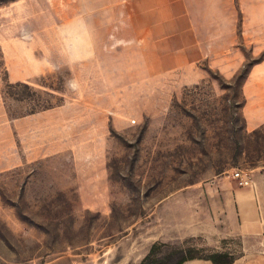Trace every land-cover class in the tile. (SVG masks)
Wrapping results in <instances>:
<instances>
[{
	"label": "rangeland",
	"instance_id": "374dc122",
	"mask_svg": "<svg viewBox=\"0 0 264 264\" xmlns=\"http://www.w3.org/2000/svg\"><path fill=\"white\" fill-rule=\"evenodd\" d=\"M97 2L0 0V264L241 255L239 238L180 235L192 192L264 176V122L244 116L264 100V0L214 8L215 53L193 69L157 52L179 40L153 20L183 8Z\"/></svg>",
	"mask_w": 264,
	"mask_h": 264
},
{
	"label": "crops",
	"instance_id": "0c3cea01",
	"mask_svg": "<svg viewBox=\"0 0 264 264\" xmlns=\"http://www.w3.org/2000/svg\"><path fill=\"white\" fill-rule=\"evenodd\" d=\"M77 3L78 5H97ZM130 6L141 7H181L175 17L159 14L153 23H167L165 28H174V51L158 50V53L173 55L175 65L183 69H193L196 56L215 53L212 24L216 21L215 9L223 5V0H129ZM200 8L199 14L194 13ZM185 8V10H184ZM186 12V13H184ZM217 12V11H216ZM221 17V14H220ZM219 21L222 18L218 19ZM169 24V25H168ZM197 24V25H196ZM202 24V25H198ZM161 32L164 27L156 25ZM181 34V36H179ZM156 46V47H157ZM220 52H222L220 50ZM246 94L253 93L251 85L245 86ZM264 92V90H262ZM247 94V95H248ZM250 96V95H249ZM246 127L250 130L264 122V100L248 98L244 107ZM56 150L53 152L55 153ZM11 165V164H10ZM190 212L182 213L183 220L190 222L180 236H195L207 240L239 238L243 243V253L235 257L232 264H264V176L255 175L249 186L241 187L231 176H219L202 186L201 191L191 193ZM182 264H214L208 259H192Z\"/></svg>",
	"mask_w": 264,
	"mask_h": 264
},
{
	"label": "trees",
	"instance_id": "16d2710c",
	"mask_svg": "<svg viewBox=\"0 0 264 264\" xmlns=\"http://www.w3.org/2000/svg\"><path fill=\"white\" fill-rule=\"evenodd\" d=\"M159 245H164V244H154L149 252V254L147 255V257H145L143 264H146L147 261L150 260L151 255H153L155 253V251L157 250V248L159 247ZM227 254L224 253H216L214 255H211L205 259L211 260L214 264H232L235 257H229L227 259L226 258ZM193 259V258H190ZM224 259V260H223ZM189 260L188 258L182 259L178 262V264H182L183 262Z\"/></svg>",
	"mask_w": 264,
	"mask_h": 264
},
{
	"label": "built area",
	"instance_id": "2783aa9c",
	"mask_svg": "<svg viewBox=\"0 0 264 264\" xmlns=\"http://www.w3.org/2000/svg\"><path fill=\"white\" fill-rule=\"evenodd\" d=\"M230 175L237 181V184L241 187L249 186L252 183V178L240 171L233 172V174Z\"/></svg>",
	"mask_w": 264,
	"mask_h": 264
}]
</instances>
